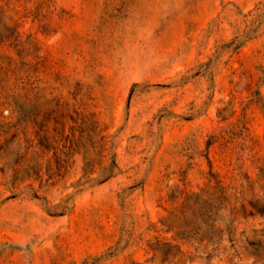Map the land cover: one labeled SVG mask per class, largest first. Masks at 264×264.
<instances>
[{
	"label": "rangeland",
	"instance_id": "1",
	"mask_svg": "<svg viewBox=\"0 0 264 264\" xmlns=\"http://www.w3.org/2000/svg\"><path fill=\"white\" fill-rule=\"evenodd\" d=\"M0 264H264V0H0Z\"/></svg>",
	"mask_w": 264,
	"mask_h": 264
},
{
	"label": "trees",
	"instance_id": "2",
	"mask_svg": "<svg viewBox=\"0 0 264 264\" xmlns=\"http://www.w3.org/2000/svg\"><path fill=\"white\" fill-rule=\"evenodd\" d=\"M57 113L62 112L63 110H56ZM65 111V110H64ZM61 114L60 116L62 117ZM71 118V121H74V126L71 127V131H75V128H80L81 130L85 129V125L87 124L86 116L83 114H80L79 117H72L70 114H68ZM54 118L56 123H59V125H55L53 127V134H51L46 127V129L43 130V133L40 135V141L37 143V146L40 147L43 152H52V155L47 159L45 163V173L46 176L42 177L40 174L38 176H35L33 180L38 179V181L41 183L40 186L43 185H51L55 182L60 181L65 177L68 170L70 169L71 165L73 164V161L71 160V157L73 154L79 152V143L80 140L76 137H71V133L64 132V126L66 125L65 118L61 117ZM93 131H96L97 139L95 141V146L99 148V153L101 152V158L98 159H89L85 158L83 159L84 163L82 166L83 175L81 177H86L87 181H97L100 180V178L105 177L107 172L110 171L114 167V159L110 163L105 162V154L103 153L106 148V135L101 134V132L98 129V122L97 120H94L91 122ZM61 139H66L67 144L63 143ZM65 140V141H66ZM41 164L33 160L32 162V173H38L40 170ZM96 171H99L101 174L99 177H91L90 175ZM31 176H24L21 179H30Z\"/></svg>",
	"mask_w": 264,
	"mask_h": 264
}]
</instances>
